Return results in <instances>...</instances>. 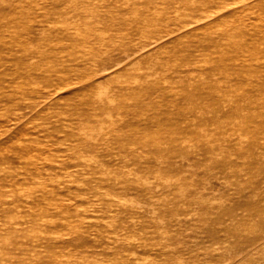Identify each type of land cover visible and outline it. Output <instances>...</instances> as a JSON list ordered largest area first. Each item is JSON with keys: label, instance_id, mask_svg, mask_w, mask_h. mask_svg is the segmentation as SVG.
Listing matches in <instances>:
<instances>
[{"label": "rangeland", "instance_id": "374dc122", "mask_svg": "<svg viewBox=\"0 0 264 264\" xmlns=\"http://www.w3.org/2000/svg\"><path fill=\"white\" fill-rule=\"evenodd\" d=\"M0 264H264V0H0Z\"/></svg>", "mask_w": 264, "mask_h": 264}, {"label": "bare ground", "instance_id": "6f19581e", "mask_svg": "<svg viewBox=\"0 0 264 264\" xmlns=\"http://www.w3.org/2000/svg\"><path fill=\"white\" fill-rule=\"evenodd\" d=\"M170 39V38H169ZM143 55V54H142ZM49 102V101H48ZM37 111H38V109H37ZM52 145V144H51Z\"/></svg>", "mask_w": 264, "mask_h": 264}]
</instances>
